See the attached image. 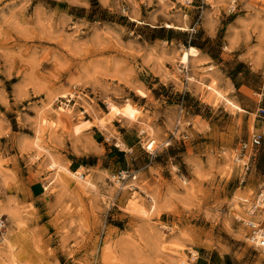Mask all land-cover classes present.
<instances>
[{
    "label": "rangeland",
    "instance_id": "rangeland-1",
    "mask_svg": "<svg viewBox=\"0 0 264 264\" xmlns=\"http://www.w3.org/2000/svg\"><path fill=\"white\" fill-rule=\"evenodd\" d=\"M260 107L264 0H0V264H264L236 219Z\"/></svg>",
    "mask_w": 264,
    "mask_h": 264
},
{
    "label": "built area",
    "instance_id": "built-area-1",
    "mask_svg": "<svg viewBox=\"0 0 264 264\" xmlns=\"http://www.w3.org/2000/svg\"><path fill=\"white\" fill-rule=\"evenodd\" d=\"M260 127L254 130L250 137L241 140L236 152L235 160L242 164L247 171L251 168L254 161H256L263 150L264 146V107H260L257 113ZM132 173L121 172L120 176L123 179L131 177ZM136 179V176L133 177ZM243 204L246 206L245 215L243 217H236L248 230V241L257 248H264V187H262L254 199H243ZM4 227V222L1 223L0 228Z\"/></svg>",
    "mask_w": 264,
    "mask_h": 264
},
{
    "label": "bare ground",
    "instance_id": "bare-ground-1",
    "mask_svg": "<svg viewBox=\"0 0 264 264\" xmlns=\"http://www.w3.org/2000/svg\"><path fill=\"white\" fill-rule=\"evenodd\" d=\"M167 28L169 29H178V30H189L187 27H181V26H176V25H173V24H167L166 25ZM197 50L194 48V47H190L189 49H187L186 51L183 52L182 56H181V64L184 65L185 67H189V64L191 62V58L192 57H196L197 56ZM190 81H194L193 78H190L189 79ZM208 90H209V93L214 96L217 100L219 101H222L226 106H228L229 108L233 109L234 111H237V112H241V113H248L245 109H243V107H241L237 102H235L233 99H231L227 94H225L222 90H220L217 86L215 85H206ZM229 93V92H228ZM128 106V105H127ZM110 107L112 109V116H115V114H122L125 118L129 119V120H136L137 119V114H136V110L134 108H131L130 106L126 107L124 110H120L116 105H113L112 103H110ZM62 109V108H61ZM65 111V109L63 110ZM67 111V109H66ZM88 123V122H87ZM86 123V124H87ZM93 125V124H92ZM81 126H84V125H81ZM78 128H80V133L82 132L81 131V127L78 126ZM77 130V133H79V130L76 128ZM145 131V130H144ZM143 131V132H144ZM76 133V134H77ZM119 141V140H118ZM156 142H152L150 144V148H153L154 144ZM117 147L121 148V149H124L126 151V148L128 149V147H126L127 145L121 143V142H118L117 144ZM149 148V149H150ZM50 167L52 169H58L59 171L58 172H61V170L63 171H66L67 173L77 177L78 179L80 180H86L87 179L85 178V175L83 173V167H81L80 169L76 170V171H73V170H70L69 168L67 167H64L62 166L60 163H58V161H56L54 158H52V161L50 163ZM61 175V173H60ZM59 175V176H60ZM58 178V177H57ZM62 178V177H60ZM113 178H116L115 175H113ZM57 180V179H56ZM63 181V179H62ZM90 182V181H89ZM91 183V182H90ZM97 187V186H95ZM124 190V189H123ZM237 196L234 198L236 199ZM242 199V198H241ZM137 203V202H136ZM183 250V249H182ZM14 254V253H13ZM13 259V258H12ZM186 259V258H185ZM194 261V260H193ZM13 264H18L17 261H14ZM182 264H187L186 261H183Z\"/></svg>",
    "mask_w": 264,
    "mask_h": 264
},
{
    "label": "crops",
    "instance_id": "crops-1",
    "mask_svg": "<svg viewBox=\"0 0 264 264\" xmlns=\"http://www.w3.org/2000/svg\"><path fill=\"white\" fill-rule=\"evenodd\" d=\"M119 149H121V148H119ZM121 150L124 151V149H121ZM81 167H83V166H81ZM31 195H32V198L34 199L35 202H37V200L40 199V197H42V195H43L42 189L39 186H37V183L33 184V187L31 189ZM36 208H38V207H36Z\"/></svg>",
    "mask_w": 264,
    "mask_h": 264
}]
</instances>
